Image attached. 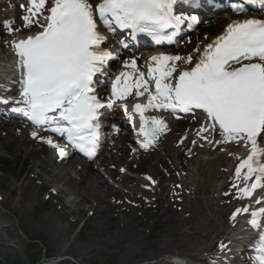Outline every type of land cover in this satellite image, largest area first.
Here are the masks:
<instances>
[{
    "label": "snow or ice",
    "instance_id": "snow-or-ice-1",
    "mask_svg": "<svg viewBox=\"0 0 264 264\" xmlns=\"http://www.w3.org/2000/svg\"><path fill=\"white\" fill-rule=\"evenodd\" d=\"M248 2L264 6V0ZM176 4L177 0H101L94 7L91 0H53L48 7V0H28L22 17L24 27L36 24L42 30L13 42L22 69L21 95L25 107L12 111L23 113L37 125L55 124L52 132L66 136L80 151L93 156L99 109L106 106L95 94L94 77L113 58L101 48L104 37L98 31L97 20L110 31L115 30L114 26L132 29L157 43H171L176 32L164 35L165 30L178 29L186 21L195 23L194 17L175 14ZM40 17L44 24H40ZM4 27L9 33L13 31L7 23ZM182 59L153 56L155 66L149 65L147 76L139 72L132 60L134 72H121L115 78L113 99L107 106L116 100H126L134 90H139L140 97L147 93V103L135 105L143 120L141 146L145 149L167 129L162 119L149 118L146 112L202 110L206 114L198 130L202 139L207 138L204 133L215 132L222 142L243 143L249 150L246 158L237 157L240 163L235 171L236 179L245 186L233 187L239 189L238 198H250L258 188H264V20L248 19L229 25L190 70L176 76L177 62ZM186 63L192 64L191 56ZM128 66L129 62H125V67ZM135 72L139 73L138 79ZM0 103L8 101L0 98ZM50 113H58L59 119ZM60 121L66 122V126ZM241 212L248 209H238L235 215ZM262 216L264 208L251 213L249 223L253 228L260 229ZM255 252V264H264V232L259 235Z\"/></svg>",
    "mask_w": 264,
    "mask_h": 264
},
{
    "label": "rangeland",
    "instance_id": "rangeland-1",
    "mask_svg": "<svg viewBox=\"0 0 264 264\" xmlns=\"http://www.w3.org/2000/svg\"><path fill=\"white\" fill-rule=\"evenodd\" d=\"M20 125L0 119V264H170L176 254L209 264L205 247L221 243L215 235L225 227L217 196L221 191L235 192L233 184L225 191L222 186L227 177L236 179L238 144L215 150V157H221L213 165L205 144L197 142L198 134L176 157L164 142L159 151L148 152L147 159L135 164L139 174L121 171L114 163L115 193L108 196L105 187L93 183L96 175L88 176L89 164L57 162L50 149L30 141L28 130L21 132ZM120 152H113L118 160ZM168 153L172 157L167 161ZM22 163L26 166L21 170ZM95 169L107 182L109 173L99 162ZM155 169L166 175L161 185ZM146 173L156 185L144 183ZM48 199L52 204L45 207ZM179 201H185L183 209L177 206ZM211 231L216 233L210 239ZM130 245L133 253L122 261ZM174 246L179 247L176 252L171 250ZM217 261L236 264L231 258Z\"/></svg>",
    "mask_w": 264,
    "mask_h": 264
},
{
    "label": "bare ground",
    "instance_id": "bare-ground-1",
    "mask_svg": "<svg viewBox=\"0 0 264 264\" xmlns=\"http://www.w3.org/2000/svg\"><path fill=\"white\" fill-rule=\"evenodd\" d=\"M40 23L41 24L45 23V21L43 20V17H41ZM41 30L42 29L40 28V30L38 29L37 31L39 32ZM37 31L34 29L33 25L31 27H28V28L24 27L23 31L16 33V35H19L17 39L25 38L27 36L33 35V33L37 32ZM12 36L13 35H11V37ZM220 36H216L214 38L208 37V39L205 42H203V40H202L196 46V48L190 49L189 52H188V56L186 58L182 59L181 61L177 62V67H178V72L177 73L181 72L184 69H191L195 65V63L199 61V59L201 58V56L203 54V51L207 48V46L209 44H212ZM17 39H15L14 41H16ZM11 43L5 44V46H7V47H3V48H1V45H0V95L2 94L1 91H4L7 88L13 89L15 87L14 85L17 83L16 72L18 71V69H17L18 68V61L16 60V57L13 54V44L11 45ZM198 49H199V51H197ZM189 56L192 57V64L186 63V60H187V58ZM141 63L143 64V67L146 68L145 71L148 72L149 71V64H152V63H148V61L147 62H141ZM152 65L155 66L154 64H152ZM152 85H154V83ZM0 97H2V96H0ZM146 116H148L149 118L156 117V118L162 119L166 123L167 127L168 126L171 127V123L173 121L171 116H170V114L162 112V111H159V114H148ZM205 120H206V118H204L202 116H199L198 119L193 122V125H200L201 124V127H202V125L204 124ZM172 132L173 131H170L168 133L165 132L164 136H163V138H165L164 141L166 143L170 144L168 149H167L168 152H172L173 149H175L176 151H181L182 146H180L177 141L182 139L185 144H188V142L190 141V139L194 135V130H192V131H190V132H188L186 134L184 133L183 134L184 136H181V135H178L176 137L174 136V139H173ZM203 135L205 137H207V138L206 139H202L200 137L198 139V142H202V143L206 144V149H207L206 153H208L209 156H213V161H212L213 165H214V163H216L218 161L217 158L221 157V155H217L215 157V154H214V153H216L215 150H217L219 148H225V146L226 147H231L232 145L236 144V143H224V142H222V138L220 136H218L215 132H208V133H204ZM143 138L144 137L140 135L139 141H142ZM29 144L32 145L31 142ZM185 144H182V145L184 146ZM246 150H247V148H245L243 146L244 153H245ZM241 155H242V152H241ZM171 157L172 156L168 154L167 155V161L170 160ZM112 158H113V156H112ZM116 160H117L116 158L112 159L113 162H116ZM66 162L71 163L73 161H71V159H70V160H66ZM160 162L161 163H165L166 159H162ZM117 163L118 162H116L115 164H117ZM120 163L122 165H126L130 169L133 168V166H134V161L133 160H129L126 163L124 161V159H122L120 161ZM102 164L106 167L105 170L108 171V173L110 175H112L111 171L113 169L110 166L109 160L105 159ZM91 166L94 167L93 165H91ZM173 169L174 168L170 167V171H172ZM152 172L156 176V178L159 180L160 185H161V183H164L165 181H167L166 175H164L159 170L155 169V170H152ZM91 174L96 175V179L93 181V183H96L99 187L100 186L102 188L105 187L107 189V192L109 193L108 196H112V194L115 193V191H114L115 188H113L110 185H108L107 182H105L103 180V177H101L100 175L97 176L96 172H93V170H92V173H90L88 176H90ZM113 174H115V173H113ZM245 183H251V181L245 182ZM230 184H233V185L234 184H241V182L238 181L237 179H235L234 177H227L225 186L223 184L222 189L224 191L226 189L230 190L231 189ZM243 186H245V185L241 184V187H243ZM234 189H235V192H230V193H228V192L225 193L224 192L223 193L221 191V193L217 196L218 199L220 200L219 207L223 209V211L220 213V218L219 219L223 220V222H224L223 226H225V227L220 229V231L218 230V233H216L215 231H213V232L211 231V234L208 237V238L211 239L212 235L215 234V233H216L215 237L216 238L219 237V239H224L225 236L226 237L229 236V238L225 239L224 242L225 241H231L232 244L222 248L220 242L216 241L214 243L209 244L205 248L207 249V251H209V256L212 257V258L214 257V259H216V258L222 259V254L224 252H226L227 250H229V248H231V250L228 252L227 255L225 253L226 256H229V258H230L231 256L236 255V257H237L235 259L236 263H239V264H250V261H249V258H248V254H250V250H251L250 249V245L252 243V239H253V236H254V232L249 229L250 226L246 227V228H248V230L243 228V236H241L239 238H236V239L232 238V235L236 231H238V227L240 229L242 227L241 224L244 223V221L246 219H249L250 216H249V218H247L248 217L247 216L248 212H246V213L245 212H241L239 215H235V214H236L238 209L247 208L248 211H249L250 209H253L254 207L258 206L257 209H253L252 210V211H255V210H258L260 208H263L264 207V203H263L264 202V188H258L253 193L252 197L244 198V199L238 198L239 189L236 188V187H234ZM257 201H260V202L257 203ZM176 204H177V206L180 205V207L183 209L185 201H179ZM234 215H235V219H233ZM180 218L181 217L177 218L176 222L178 220H181ZM188 230L191 231V228H189ZM199 236H201V235H199ZM204 238H206V236H204ZM161 245H162V247L166 246L163 241L161 242ZM175 249H179V247L178 246L171 247V250H174L173 252H176ZM235 250H239V252L235 251ZM236 252H238L240 254L238 255V254H236ZM131 253H133V247L130 245V247H128V250H126L124 252V254L122 255V261L128 260L130 255H131ZM176 255H177L178 258H176L175 263H177V264H191L190 261L192 262V260H187L186 258L180 257V254H176ZM209 256H205V257L206 258H210ZM204 258H200V259H204ZM175 263H170V264H175Z\"/></svg>",
    "mask_w": 264,
    "mask_h": 264
},
{
    "label": "trees",
    "instance_id": "trees-1",
    "mask_svg": "<svg viewBox=\"0 0 264 264\" xmlns=\"http://www.w3.org/2000/svg\"><path fill=\"white\" fill-rule=\"evenodd\" d=\"M50 251H48L47 253L49 254ZM37 256V255H36Z\"/></svg>",
    "mask_w": 264,
    "mask_h": 264
}]
</instances>
